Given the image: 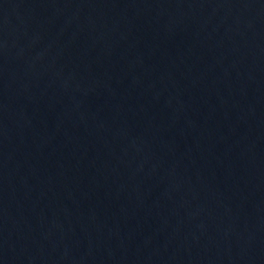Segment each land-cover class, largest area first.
I'll use <instances>...</instances> for the list:
<instances>
[{
    "label": "water",
    "instance_id": "water-1",
    "mask_svg": "<svg viewBox=\"0 0 264 264\" xmlns=\"http://www.w3.org/2000/svg\"><path fill=\"white\" fill-rule=\"evenodd\" d=\"M0 264H264V0H0Z\"/></svg>",
    "mask_w": 264,
    "mask_h": 264
}]
</instances>
